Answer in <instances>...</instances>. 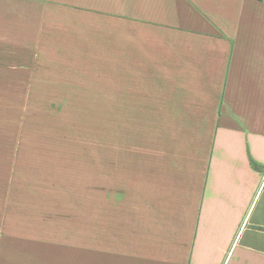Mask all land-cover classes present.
I'll return each instance as SVG.
<instances>
[{"label":"crops","instance_id":"1","mask_svg":"<svg viewBox=\"0 0 264 264\" xmlns=\"http://www.w3.org/2000/svg\"><path fill=\"white\" fill-rule=\"evenodd\" d=\"M0 92V264H264V0H0ZM34 102L106 103L85 194Z\"/></svg>","mask_w":264,"mask_h":264},{"label":"rangeland","instance_id":"2","mask_svg":"<svg viewBox=\"0 0 264 264\" xmlns=\"http://www.w3.org/2000/svg\"><path fill=\"white\" fill-rule=\"evenodd\" d=\"M0 94H2L0 92ZM6 98H11L6 96ZM14 98V97H12ZM28 109H33L32 126L49 128L50 143L61 141V149L53 147L51 153H60L65 160V180L67 192L77 191L85 194L90 189L91 158L95 147V156L105 154L107 140L106 103H28ZM31 115V113H30ZM25 116L0 114V120L15 125ZM42 120L44 122H42ZM34 122V123H33ZM42 127V128H43ZM64 144V145H62ZM63 146V147H62ZM105 157V156H104Z\"/></svg>","mask_w":264,"mask_h":264}]
</instances>
